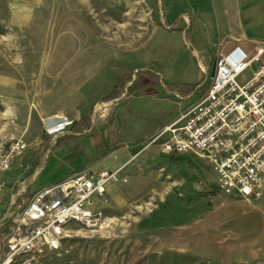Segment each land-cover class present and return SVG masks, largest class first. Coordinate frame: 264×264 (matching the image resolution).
Here are the masks:
<instances>
[{
    "label": "rangeland",
    "instance_id": "rangeland-1",
    "mask_svg": "<svg viewBox=\"0 0 264 264\" xmlns=\"http://www.w3.org/2000/svg\"><path fill=\"white\" fill-rule=\"evenodd\" d=\"M177 5L170 0L167 17ZM162 13L164 0H0V145L24 137L29 163L37 153L30 139L39 111L62 108L73 97L58 87L60 75L84 73L104 59H133L136 51L139 63ZM133 74L124 75L125 88ZM78 107L46 117L45 128L55 117L74 123ZM61 145H67L61 153L42 156L38 186L63 180L80 164L71 156L74 145ZM131 151L123 179L98 205L109 222L96 229L72 222L64 242L70 252L37 264H264V198L226 195L209 162L193 153Z\"/></svg>",
    "mask_w": 264,
    "mask_h": 264
},
{
    "label": "crops",
    "instance_id": "crops-1",
    "mask_svg": "<svg viewBox=\"0 0 264 264\" xmlns=\"http://www.w3.org/2000/svg\"><path fill=\"white\" fill-rule=\"evenodd\" d=\"M174 1L178 5L169 18L166 9L170 0H164L161 23L140 49L139 63L135 59L136 51L133 59H104L89 64L84 73L60 75L58 87L66 96H73L67 97L65 104L79 106L73 114L75 122L65 131L49 135L42 120L56 112L64 115L68 110L63 108L66 105L56 110L41 108L36 132L30 139L41 155L36 153L27 164L25 157L16 158L11 170L4 174L6 188L0 202V219L11 222L15 210L29 199L35 187L48 186L36 184L35 174L41 170L38 164L42 156L54 157L64 151L67 146L61 145L64 141L74 145L71 151L74 161L78 157L81 160L79 165L75 162L65 171L64 178L84 169H120L133 161L131 148L140 149L139 152L153 147L160 149L158 142L147 149L143 145L199 102L215 77L220 54L237 48L250 51L264 42V0ZM142 69H152L161 80L138 73ZM128 72L134 73L127 86L133 84L130 92L126 87L119 96L104 102L103 98ZM166 83L191 84L198 91L180 97L169 91ZM79 90L83 97L78 100ZM113 185H109L108 194ZM102 200L95 199L94 210H99Z\"/></svg>",
    "mask_w": 264,
    "mask_h": 264
},
{
    "label": "built area",
    "instance_id": "built-area-1",
    "mask_svg": "<svg viewBox=\"0 0 264 264\" xmlns=\"http://www.w3.org/2000/svg\"><path fill=\"white\" fill-rule=\"evenodd\" d=\"M73 120L45 121L49 135L63 132ZM163 152L193 153L211 164L219 187L228 196L247 201L264 198V42L250 51L221 53L215 77L190 110L148 140ZM29 144L11 137L0 145V202L16 158ZM123 179L121 169H84L36 189L11 216L0 219V264H37L49 255L69 253L67 227L107 224L95 199H104L109 185Z\"/></svg>",
    "mask_w": 264,
    "mask_h": 264
},
{
    "label": "trees",
    "instance_id": "trees-1",
    "mask_svg": "<svg viewBox=\"0 0 264 264\" xmlns=\"http://www.w3.org/2000/svg\"><path fill=\"white\" fill-rule=\"evenodd\" d=\"M138 73H147L152 75L155 79L159 81L161 80V77L159 75L148 69L139 70ZM127 80H129L128 76L121 77L118 80L114 89L107 96L104 97V101H109L110 99L119 96L123 91V89L125 88ZM165 85L169 91L179 95L180 97H188L189 95L196 93L198 91L197 86L186 83H166ZM130 90L128 91L130 92Z\"/></svg>",
    "mask_w": 264,
    "mask_h": 264
}]
</instances>
